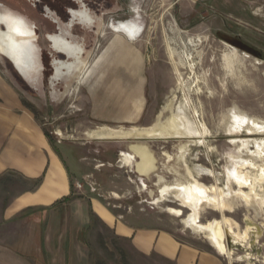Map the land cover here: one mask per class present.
Returning a JSON list of instances; mask_svg holds the SVG:
<instances>
[{"label": "rangeland", "instance_id": "374dc122", "mask_svg": "<svg viewBox=\"0 0 264 264\" xmlns=\"http://www.w3.org/2000/svg\"><path fill=\"white\" fill-rule=\"evenodd\" d=\"M78 1L38 0L33 5L28 0H0L37 27L43 66L35 90L0 54V83L9 92H0V109L22 105L30 110L68 165L73 192L87 190L116 214L149 212L178 240L213 249L210 229L191 222L195 214L199 225L218 224L228 249L222 257L236 264H264V0H83L89 13L100 19L90 28H72L85 48L86 68L111 41L136 42L146 56L144 74L156 91L148 93L153 129L138 132L133 123H104L120 132L99 140L84 133L101 126L88 124L83 113L84 71L50 84L53 51L46 35L56 29L49 17L67 22L68 11L78 8ZM129 19L137 23L134 39L110 28ZM171 121L179 133L157 134L166 132ZM84 124L90 128L84 129ZM132 144H143L151 153L147 176L134 168L138 158ZM75 181L82 184L81 190L75 189ZM89 181L96 183L95 191L89 190ZM187 183L215 190L209 201L194 197L187 205ZM37 184L12 171L0 175V214L13 196ZM241 196L254 197L255 207ZM90 220L83 233L85 256L79 255L84 264L160 261L134 253L95 214ZM0 225V244L17 245L20 252L30 253L27 258L44 264L32 245L30 250L28 218L17 222L13 233H5L2 221Z\"/></svg>", "mask_w": 264, "mask_h": 264}, {"label": "crops", "instance_id": "0c3cea01", "mask_svg": "<svg viewBox=\"0 0 264 264\" xmlns=\"http://www.w3.org/2000/svg\"><path fill=\"white\" fill-rule=\"evenodd\" d=\"M98 55L80 78L83 113L88 124L101 125L92 129L84 124V129L90 128L84 132L87 138L118 136L111 133L120 130L104 123H133V130L138 132L153 129L147 114L148 93L156 91L144 74L143 48L136 42L111 41ZM0 92L9 93L1 83ZM6 171L25 180H38L33 189L20 191L2 206L0 221L5 233H13L15 224L28 218L32 223L30 250L32 245L44 264L79 263L86 252L83 233L91 225V213L111 228L117 239L127 241L134 253L155 257L160 260L157 264H236L211 245L213 249L199 248L178 240L149 212L113 213L85 189L74 192L70 201H63L72 193L68 165L22 105L0 109V175ZM28 208L31 213L26 215ZM29 255L20 252L17 245L0 244V264H39L27 258ZM80 263L84 264L83 258Z\"/></svg>", "mask_w": 264, "mask_h": 264}, {"label": "bare ground", "instance_id": "6f19581e", "mask_svg": "<svg viewBox=\"0 0 264 264\" xmlns=\"http://www.w3.org/2000/svg\"><path fill=\"white\" fill-rule=\"evenodd\" d=\"M0 24H2L4 27V29H1L0 27V54L4 56L7 60H9V62L12 64L13 69L19 75H22L27 82H30L29 79L25 76V71H32L33 73H39L40 71L39 59L37 56H33L32 53L35 49V46L33 45L34 36L32 32L26 30L23 26L24 24L16 16H9L8 19L0 21ZM137 29L138 28L135 25L124 23L120 24L116 31L123 32L129 39H134ZM85 68L86 66L81 70V75ZM238 119L240 120L241 124L245 121V118L243 116ZM187 125L189 127V124ZM176 127L177 125H175L173 121H171V124L166 126V132L160 131L157 132V134L179 133L175 130ZM130 148L132 154L138 158V160H136L134 163V168L136 172L139 173L141 176H147L150 173L153 164L151 153L149 152L148 148L143 144H132ZM129 157H132V155H130ZM184 188L185 197L183 198L185 199L187 205H191V203H193L194 197H198L199 200L209 201L210 192L215 190L214 187H202L203 191L200 190V188L198 189L197 187L196 189H194L192 188L191 183H187ZM239 199H242V201L246 205H249L253 208L255 207L254 197L246 198L241 196L239 197ZM207 204L212 205L211 203ZM190 220L193 224L197 225V227H200L201 229H210L211 234L209 238L211 245L218 252L223 253L228 251L226 245L222 240V232L218 230L217 223L215 224V226L212 225V223L205 226L199 225L197 223V217L195 214L191 216Z\"/></svg>", "mask_w": 264, "mask_h": 264}, {"label": "flooded vegetation", "instance_id": "af4514ba", "mask_svg": "<svg viewBox=\"0 0 264 264\" xmlns=\"http://www.w3.org/2000/svg\"><path fill=\"white\" fill-rule=\"evenodd\" d=\"M32 2L33 5H36L38 0H28ZM80 5L78 8H70L68 11L69 19L67 22L59 21V18H55L49 15V20L55 25V32L47 34L46 38L50 44V48L53 51L51 65L53 72L50 76V84L54 86L59 80H66L70 78L74 73H80L81 70L87 66L83 60L85 53V48L83 43L78 42L76 35L74 34L73 27L74 25H83L85 28H90L95 25L96 22L99 23L100 19L91 15L86 9V5L83 0L78 1ZM45 13L48 14V10L44 9ZM45 15V14H44ZM9 16L18 17L21 22L24 24V28L28 31H31L34 36L33 45L35 46L33 56H37L40 62V71L39 73H33L32 71H25V76L29 79L30 82H27L22 75H19L14 69L15 73L21 81L30 86L31 88L38 90L40 85V76L42 70L41 62V53L42 50L39 49L36 44V29L30 20L27 19L23 14L13 10L12 8L6 6L5 4L0 3V21L8 19ZM51 18V19H50ZM136 20L129 19L125 21H118L110 24V28L113 31H116L120 24H132L137 25ZM1 29H4L3 25L0 24ZM141 31V30H140ZM118 32V31H117ZM41 52V53H40ZM6 59V58H5ZM7 60V59H6ZM9 62V60H7ZM10 63V62H9ZM11 67L12 64L10 63ZM13 68V67H12ZM52 97L55 98V91L52 92Z\"/></svg>", "mask_w": 264, "mask_h": 264}, {"label": "trees", "instance_id": "16d2710c", "mask_svg": "<svg viewBox=\"0 0 264 264\" xmlns=\"http://www.w3.org/2000/svg\"><path fill=\"white\" fill-rule=\"evenodd\" d=\"M18 77V76H17ZM19 78V77H18ZM23 82V81H22ZM46 134V133H45ZM46 136L48 137V139H49V141H50V144L52 145V142H51V139H50V137L46 134ZM53 147V146H52ZM53 149H54V151L57 153V154H59L58 153V151H57V149L56 148H54L53 147ZM38 182L36 181V184H37ZM71 188H73L72 187V185H71ZM73 190H72V193L70 194V196H68V197H65L64 199H63V201H70L72 198H73ZM31 208H28V209H26V215H29L30 213H31ZM91 218H93V216H94V214L93 213H91Z\"/></svg>", "mask_w": 264, "mask_h": 264}, {"label": "built area", "instance_id": "2783aa9c", "mask_svg": "<svg viewBox=\"0 0 264 264\" xmlns=\"http://www.w3.org/2000/svg\"><path fill=\"white\" fill-rule=\"evenodd\" d=\"M91 177V175H88L87 176V178H90ZM95 182L94 181H89V183H88V185H89V190L90 191H95ZM74 187H75V189H77V190H81V188H82V184L79 182V181H75V183H74Z\"/></svg>", "mask_w": 264, "mask_h": 264}]
</instances>
